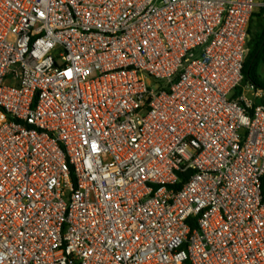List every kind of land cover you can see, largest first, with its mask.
Instances as JSON below:
<instances>
[{
  "label": "built area",
  "instance_id": "built-area-1",
  "mask_svg": "<svg viewBox=\"0 0 264 264\" xmlns=\"http://www.w3.org/2000/svg\"><path fill=\"white\" fill-rule=\"evenodd\" d=\"M259 6L0 0V264H264Z\"/></svg>",
  "mask_w": 264,
  "mask_h": 264
},
{
  "label": "trees",
  "instance_id": "trees-1",
  "mask_svg": "<svg viewBox=\"0 0 264 264\" xmlns=\"http://www.w3.org/2000/svg\"><path fill=\"white\" fill-rule=\"evenodd\" d=\"M264 11V10H263ZM253 20L250 21L249 27V42L248 52L246 55L244 66V79L243 83H252L257 88L264 90V80L259 76L260 66L264 64V29L262 32L255 34L252 31ZM264 102V98L260 101ZM178 187H181L179 185ZM263 195H264V179H263Z\"/></svg>",
  "mask_w": 264,
  "mask_h": 264
},
{
  "label": "crops",
  "instance_id": "crops-1",
  "mask_svg": "<svg viewBox=\"0 0 264 264\" xmlns=\"http://www.w3.org/2000/svg\"><path fill=\"white\" fill-rule=\"evenodd\" d=\"M261 6H259L252 16V31L257 34L264 29V0H256ZM250 27V26H249ZM250 39V38H249ZM249 42V41H248Z\"/></svg>",
  "mask_w": 264,
  "mask_h": 264
},
{
  "label": "rangeland",
  "instance_id": "rangeland-1",
  "mask_svg": "<svg viewBox=\"0 0 264 264\" xmlns=\"http://www.w3.org/2000/svg\"><path fill=\"white\" fill-rule=\"evenodd\" d=\"M259 76H260L261 79L264 80V64H262V65L260 66ZM244 85H246V84H244ZM247 85H249V84H247ZM245 90H246L245 88H243V89L240 88L238 92L245 91Z\"/></svg>",
  "mask_w": 264,
  "mask_h": 264
}]
</instances>
